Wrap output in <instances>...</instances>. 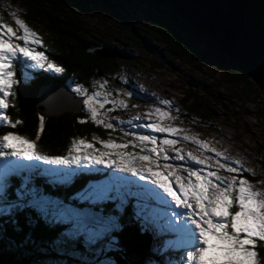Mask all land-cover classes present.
<instances>
[{
    "label": "trees",
    "instance_id": "16d2710c",
    "mask_svg": "<svg viewBox=\"0 0 264 264\" xmlns=\"http://www.w3.org/2000/svg\"><path fill=\"white\" fill-rule=\"evenodd\" d=\"M146 1L152 6L147 16L136 23L116 25L111 36L115 43H108L103 40L102 34L95 36L92 30L88 29L85 19H96L101 25H107L108 22L101 20L99 9H107L114 13L110 0H13L15 5L23 9L25 23L38 31L42 39L43 47L35 46L36 49L44 52L51 61L63 67L65 71L56 74L46 69H27L20 65L19 70L27 71L30 78L20 74L22 82L18 84L17 100L14 107L9 106L7 115L13 122L19 119L21 124L15 129L10 126H0V134L15 132L34 140L44 154L61 156L68 155V149L74 138H84L88 142L92 141L94 135L102 139L107 138L109 131L93 123L86 111L81 114L67 112L61 116L47 117L44 119V129L41 132L39 129L41 115L38 107L40 91L51 84H66L73 91L78 86L91 89L103 85L102 88L112 95L111 87L126 86L120 81L119 62L137 66L138 60L128 50L132 45L139 46L143 52L159 59L151 62L152 69L165 67L167 59H172L199 63L221 72L218 85L215 86L216 90L214 86L206 89L204 85H193L176 105V113L185 123L212 120L213 113L210 107L212 104H220L224 99L219 93L223 87L231 90L233 99H236L240 93L243 99L256 103L254 90L264 99L258 87L204 32L191 27L169 6ZM219 2L226 9L242 11L251 27L257 29L264 27V0H219ZM97 10L98 13H95ZM93 46L116 51L117 56L110 59L102 58L90 52ZM222 107L230 111L229 105ZM114 109L112 103H107L102 110L115 112ZM80 120L87 122L82 124ZM38 132L39 139H37ZM257 165L262 171V177L242 174L241 178L254 184L259 183L261 179L264 180V159L259 160ZM38 169L28 174L11 177L10 189L12 191L18 189L27 177L28 187L35 189L38 194L50 198L51 201L73 206L71 201L74 197L86 191L94 181L93 174H79V178L74 182L51 185L46 182L45 167ZM10 199L13 198L10 196ZM82 205L86 207V204ZM117 205L99 207L101 210L99 213L106 217L118 216L117 219L120 221L121 229L113 235L116 248L113 259L116 264L182 262L183 254H180L179 248H171L166 253H155L152 250L155 230H142L141 222L130 206L124 209L122 215L114 212ZM232 210L235 211V208ZM63 233V226L56 224L51 217L45 218L35 207L25 208L14 214H2L0 215V264H30L41 251H51ZM12 247L17 254L9 256L6 252ZM80 250L82 246L74 251L78 254ZM256 250L258 255L264 258V242H259ZM27 256H31L30 259H26ZM96 264H100V260Z\"/></svg>",
    "mask_w": 264,
    "mask_h": 264
},
{
    "label": "snow or ice",
    "instance_id": "6c2138e0",
    "mask_svg": "<svg viewBox=\"0 0 264 264\" xmlns=\"http://www.w3.org/2000/svg\"><path fill=\"white\" fill-rule=\"evenodd\" d=\"M14 24L15 27H12L0 22V110L9 108L8 100L16 95L15 86L22 82L20 74L30 78L24 69L18 71V61L20 64H24L25 61L31 62L25 65L27 69H46L56 73L65 71L63 67L51 61L44 52L33 47V45L43 47L42 39L26 25L24 20L16 17ZM21 57L23 60H20ZM74 91L85 97L83 104L93 123L103 125L107 129L114 128V125L104 119L100 112L105 103L117 104L116 101H109V93H105L104 99L100 100L99 91L89 95L88 90L82 86H78ZM160 103L166 106L171 105L169 100H163ZM119 105L127 107L123 101H119ZM153 114L161 121L171 119L169 113L160 108L146 113L145 116L149 117ZM44 119V116H40L41 132L44 129ZM0 121L13 129L21 124L19 119L13 122L2 111H0ZM79 122L83 124L87 121ZM147 128L152 132L169 135L182 131L171 125L151 121L147 124ZM37 139H39V132ZM136 139L140 143L139 153L126 152L125 149L130 146L128 143L96 141V138H93L104 149L99 150L94 148L92 142L84 138H74L68 149V155L61 156L44 154L34 140L15 132L0 134V169L6 170L5 175L0 177V201H4L7 205L6 211L35 207L45 218L51 217L53 220L67 221L80 218L83 214L77 210L62 205L61 202L38 196L35 189L28 187L27 177L18 189L12 191L7 187L6 176L25 167L18 163L20 160L43 161L46 164L67 168L73 165L85 167L103 165L105 168L130 173L132 176L139 177L141 181H148L151 185H155L164 194L163 196L152 189L147 191L149 198L158 204H167L168 201L164 199V196H167L176 208L185 209L184 213L173 211L170 216L167 214L161 216L148 199L136 205V218L140 220L142 230L167 231L175 235L172 246L186 251L184 264H262L264 258L258 255L256 249L259 242H264V192L255 190L248 180L238 179L239 174L251 173L252 170L244 169L240 161L236 160L229 161L224 158V162L221 163L222 153L215 152L214 149L208 148L207 144L193 138L192 142L200 148L215 152L218 170L232 174V178L225 180L214 170L205 173L203 168L207 167L206 161L189 152L186 154L187 158L202 167L199 170L185 169L189 177L185 179L176 174L178 170L168 163L171 158L168 152L169 147L175 149V159H185L183 151L176 147L178 143L176 139L158 140L151 135H140ZM183 139L189 138L184 136ZM131 147L135 148L136 145L132 144ZM161 160L164 161L163 164ZM229 164L235 167H229ZM173 176L178 182L175 187L178 188L179 194L168 180V177ZM191 177H195V182ZM209 190L213 192L212 196L205 194ZM132 195L137 193L122 194L118 188L107 186L99 195L88 192L87 196L81 194L79 198L90 202L118 199L120 203L117 208H121L126 203V196ZM10 196L13 198L11 202H9ZM233 208L235 211L232 210ZM92 220L91 225L84 227L93 242L119 227L117 219L112 216H98L93 217Z\"/></svg>",
    "mask_w": 264,
    "mask_h": 264
},
{
    "label": "rangeland",
    "instance_id": "374dc122",
    "mask_svg": "<svg viewBox=\"0 0 264 264\" xmlns=\"http://www.w3.org/2000/svg\"><path fill=\"white\" fill-rule=\"evenodd\" d=\"M110 4L114 8V13L107 9H99L101 20L103 22H108L107 25H101V22H98L96 19H85V23L88 24V29L92 30L95 36H100L99 34H102L101 36H104L103 40L108 43H115V40L111 36L114 33L116 25L132 24L139 20H143L152 8L146 0H110ZM23 12V9L19 5L13 3V0H0V22L15 27L14 18L18 17L24 20ZM95 13H98V10ZM26 25L39 36L38 31L32 29L33 27L31 28L28 24ZM33 47H35V45H33ZM139 48L140 47L137 45L128 47V50L135 56V59L138 60L137 66L123 62H119L118 64L120 81L126 84V86L125 88L117 86L111 87L112 90H110L112 95H109L108 99L109 101L117 102V104L114 105L115 112H106L102 109L100 112L104 119L114 125V128L107 129L103 125H100L105 131H109V133H107V138L105 139L94 135L96 141L128 143L130 146L125 149L126 152L139 153L140 143L136 138L140 135L155 136L158 140L176 139L178 141L176 147L183 151L185 159H175V149L169 147L168 152L171 158L168 163L172 164L178 170L176 174L183 176L185 179L189 178L185 169L192 168L193 170H199L202 167L194 164L193 161L187 158L186 154L189 152L199 159L206 161L207 167L203 168L205 173L209 170L217 171V174L225 180H231L232 174L223 170H218L215 152L222 153L221 163L224 162V158H227L229 161H240L244 169L252 170L251 173L245 172L242 174H250L253 177L259 178L260 176L262 177V171L257 167V162L264 159L263 96L254 90L255 99H257L256 103L248 101L245 98L243 99L240 93H238L239 95L236 99H233L231 90L223 87L220 89L219 93H221L224 99L220 104H212L210 107L213 113L212 120H197L191 123H185L176 113V105L179 104L180 100L183 99L186 92L193 85H204L206 89L214 86L213 88L216 90L217 88L215 86L218 85L221 72L214 68L205 67L199 63L172 59H167L165 67L161 69H152L151 62L159 59H156V57L147 52H143ZM20 60H23V58L21 57ZM30 63L31 62L25 61L24 64H20L18 61L17 69L19 70L20 65L23 67ZM51 73L56 72L51 71ZM15 89L16 95L8 100L11 107H14L17 100L18 84L15 86ZM87 90L89 95L99 91L101 93L100 100L104 99L105 93H109L102 88L101 85ZM78 95L84 97L81 94ZM163 100L171 101V105L166 106L160 103V101ZM119 101H123L127 107H121ZM222 105H229L230 111L228 112L225 109L226 107L223 108ZM156 108L168 112L171 119H164L161 121L155 114L149 117L145 116L146 113ZM8 110L9 108L0 111H2L3 114H8ZM84 111L88 112L86 107ZM137 117H139V119H136ZM150 121L171 125L172 127L182 129V131L173 135L152 132L147 128V124ZM0 126L7 127L8 125L0 121ZM184 136H187L189 139L184 140ZM193 138L207 144L208 148L214 149L215 152L205 151L200 148L196 143L192 142ZM96 141L93 139L91 141L94 148L104 150L101 144ZM132 144H135L136 147H131ZM148 147H151V145H148ZM18 163L25 167L17 169L16 173L6 176L7 187L9 189L11 187V177L28 174L33 170H39L38 168H42L43 166L45 167L44 172L47 174L45 177L46 182L51 185L69 181L74 182L79 178V174H93L94 181L86 191L81 193L83 196H87L88 192H92L93 195H99L107 186L118 188L122 194L128 192L137 193V195L126 196V203H124L121 208L114 209V212L119 215H122L124 209L129 206L133 209L134 215H136L137 203H143L145 199H148V202L157 209L158 214L161 216L165 214L170 216L173 211L180 213L185 212L184 208H176L174 204H171V200L167 196H164V199L168 201L167 204H158L156 201L151 200L147 191L149 189L160 192L162 196L164 195L155 185H151L148 181H141L139 177L132 176L130 173L119 172L113 168H105L103 165H90L87 167L83 165H73L71 168H67L64 166L46 164L43 161L37 160H20ZM163 163L164 161L161 160V164ZM228 166L235 167L233 164H229ZM5 172L6 170L0 169V177H3ZM242 174L238 175V179L241 178ZM161 178L163 179L164 177ZM191 179L195 182V177H191ZM168 180L173 185L174 190L179 194L178 188L175 187L178 182L175 180L174 176L168 177ZM213 182H215L214 179ZM250 184L255 190L264 192L263 179H261L259 183ZM205 194L212 196L213 192L209 190ZM79 195L74 197L71 201L73 206L71 205L68 207L77 210L83 215L80 218H73L67 221L56 219L55 223L64 227V233L60 236L58 241H56L51 251H41L30 264H96L99 260L100 264H116L113 259V253L116 250L113 235L118 233L121 229L120 221L117 219L118 216L115 218L117 219L119 227L112 230L109 234H106L103 238L95 240V242L89 238L88 234L85 232L84 226L91 225L93 217H106L99 213L101 211L99 209L100 206L107 205L110 207L114 204H119L120 200L90 202L86 199H80ZM141 195H145L146 197L142 198L140 197ZM38 196L44 197V195L40 194H38ZM46 199L51 201L50 198ZM11 201L9 197V202ZM61 204L67 206L66 204ZM82 204H86V207H83ZM6 208L7 205L5 202L0 201V215L18 212L16 210L6 211ZM180 218L183 219V217ZM87 220L91 223L86 224ZM155 232V242L152 246V250L155 253H166L171 248H177L172 246V242L175 241V235L173 233L167 231ZM79 246H82V250L77 254L74 250ZM6 254L9 256L16 255L17 251L12 247L7 250ZM180 254L183 255L182 262L179 264H184L187 253H183L181 249ZM30 257L31 256H27L26 259H30ZM78 260L81 261L79 262ZM148 264L162 263L150 262Z\"/></svg>",
    "mask_w": 264,
    "mask_h": 264
},
{
    "label": "water",
    "instance_id": "95a60500",
    "mask_svg": "<svg viewBox=\"0 0 264 264\" xmlns=\"http://www.w3.org/2000/svg\"><path fill=\"white\" fill-rule=\"evenodd\" d=\"M150 1L169 6L191 27L204 32L264 95V27H251L242 11L226 9L219 0ZM90 52L106 59L117 56L116 51L96 46L91 47ZM83 100L66 84H51L40 91L39 113L44 118L67 112L81 114L84 111ZM89 223L87 220L86 224Z\"/></svg>",
    "mask_w": 264,
    "mask_h": 264
},
{
    "label": "bare ground",
    "instance_id": "6f19581e",
    "mask_svg": "<svg viewBox=\"0 0 264 264\" xmlns=\"http://www.w3.org/2000/svg\"><path fill=\"white\" fill-rule=\"evenodd\" d=\"M42 98H43V97H42ZM42 100H43L44 103H46V102H45L46 100H45L44 98H43ZM46 104H48V103H46Z\"/></svg>",
    "mask_w": 264,
    "mask_h": 264
}]
</instances>
